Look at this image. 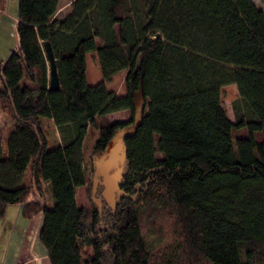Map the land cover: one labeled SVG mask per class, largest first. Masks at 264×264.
Masks as SVG:
<instances>
[{
    "label": "trees",
    "instance_id": "16d2710c",
    "mask_svg": "<svg viewBox=\"0 0 264 264\" xmlns=\"http://www.w3.org/2000/svg\"><path fill=\"white\" fill-rule=\"evenodd\" d=\"M260 2L75 0L57 18L60 0H19L18 47L0 60V110L15 123L0 140V220L16 205L26 219L42 214L50 264H264ZM93 53L103 79L95 86L87 80ZM125 71L120 97L107 84ZM227 86L239 94L235 121L221 102ZM123 111L128 120L109 121ZM54 128L60 142H51ZM91 130L92 158L105 163L109 147L123 146L113 206L98 204L101 165L86 164ZM243 130L249 136L235 139ZM79 188L87 207L77 203ZM161 218L173 219L174 239L154 237Z\"/></svg>",
    "mask_w": 264,
    "mask_h": 264
},
{
    "label": "rangeland",
    "instance_id": "374dc122",
    "mask_svg": "<svg viewBox=\"0 0 264 264\" xmlns=\"http://www.w3.org/2000/svg\"><path fill=\"white\" fill-rule=\"evenodd\" d=\"M75 0H60L59 10L57 12L56 17H66L72 12L71 5ZM259 6L261 5L260 0H254ZM264 7V6H263ZM19 16V0H9L6 3V7L4 9H0V60L6 61L10 54L15 51L18 47V36H17V22ZM87 74L90 80H98L100 77L102 78V74L100 71V66L98 62L97 55L95 53L88 56L87 60ZM127 72L120 73L114 76L109 83L107 84V88L110 92L114 93L117 96L126 95V79ZM103 81V79L101 80ZM239 98L238 90L236 86H227L222 90L221 102L223 108L231 121H235V115L233 111V103ZM141 101L139 107V115L141 114ZM138 115V116H139ZM131 117V113L129 111L114 113L108 116L109 121H126ZM5 132V130H4ZM3 132V134H4ZM249 136L247 130L243 131H234V138H247ZM258 138H263L264 133L257 134ZM98 138V134L96 131H90V137L87 144L86 151V164L90 169V164L92 163V159L100 166V171H98L99 177H104L103 181L105 184V192H103V197L98 198V204L100 206V202L103 198L106 199L110 206H113L117 202V198L119 192L117 190L118 184L122 180V174L124 171V154H120L117 161L113 164L112 168L109 171H104V161L102 163V158L95 156L92 158L90 156L91 148L94 145L96 139ZM3 139V144H6L5 138ZM121 139V138H120ZM5 146V145H4ZM6 147V146H5ZM157 158H161L159 154H157ZM99 181V180H98ZM78 201L80 204L85 203L88 204L87 200V191L85 188L79 191ZM81 206V205H80ZM85 206V205H83ZM149 229V226L146 225ZM154 230V237L161 242L169 241L174 239L172 230L174 229L173 219L172 218H161L156 220V222L150 227ZM149 233V232H148ZM156 240L155 238H153ZM160 242V243H161ZM163 247V244L160 245ZM89 254H86L88 256Z\"/></svg>",
    "mask_w": 264,
    "mask_h": 264
},
{
    "label": "crops",
    "instance_id": "0c3cea01",
    "mask_svg": "<svg viewBox=\"0 0 264 264\" xmlns=\"http://www.w3.org/2000/svg\"><path fill=\"white\" fill-rule=\"evenodd\" d=\"M8 1L0 0V9H4ZM89 55H87V60ZM87 80L91 86L102 82L101 77L96 81L90 80L88 74ZM45 125H49L50 127L52 123L47 122ZM14 127L15 123L13 119L0 110V140L3 141L2 138L6 140ZM51 133V142H60L57 129L54 128ZM80 190H83V188L77 190V203L79 206L85 205L84 207H87L89 203L80 204L78 201ZM33 199H36L35 195ZM23 208L22 205L10 206L6 211L4 219L0 220V264H50L47 252L39 240L40 231L43 226V216L39 214L32 219H26L23 215Z\"/></svg>",
    "mask_w": 264,
    "mask_h": 264
},
{
    "label": "water",
    "instance_id": "95a60500",
    "mask_svg": "<svg viewBox=\"0 0 264 264\" xmlns=\"http://www.w3.org/2000/svg\"><path fill=\"white\" fill-rule=\"evenodd\" d=\"M44 51L49 63V88L52 91H57L60 88L58 72L56 68V61L49 43H44ZM123 152V146L118 144L116 146H111L108 149V159L105 162L104 171H109L113 164L117 161L119 155Z\"/></svg>",
    "mask_w": 264,
    "mask_h": 264
}]
</instances>
